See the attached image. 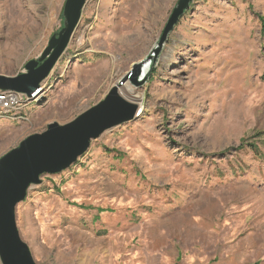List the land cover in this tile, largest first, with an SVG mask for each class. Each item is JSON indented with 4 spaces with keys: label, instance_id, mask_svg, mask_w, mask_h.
<instances>
[{
    "label": "rangeland",
    "instance_id": "obj_1",
    "mask_svg": "<svg viewBox=\"0 0 264 264\" xmlns=\"http://www.w3.org/2000/svg\"><path fill=\"white\" fill-rule=\"evenodd\" d=\"M178 1L88 0L45 90L21 119L0 118V157L103 101L154 55ZM65 2L0 0V74L41 56ZM145 77L120 85L136 99L119 89L136 117L18 204L35 261L264 264V0H193Z\"/></svg>",
    "mask_w": 264,
    "mask_h": 264
},
{
    "label": "water",
    "instance_id": "obj_2",
    "mask_svg": "<svg viewBox=\"0 0 264 264\" xmlns=\"http://www.w3.org/2000/svg\"><path fill=\"white\" fill-rule=\"evenodd\" d=\"M88 0H66L64 26L54 34L38 59L26 64V72L16 76L0 74V90H13L32 96L49 78L65 53L81 20ZM193 0H179L154 49V55L134 63L127 76L115 85L106 98L86 110L74 121L51 123L43 133L28 136L0 157V259L2 264H39L29 245L22 239L17 223V206L28 190L41 182L44 174H56L70 168L90 148L92 140L106 130L136 117L137 105L119 93L120 85L129 80L139 85L146 78L143 66L152 64L161 52L169 34L189 9Z\"/></svg>",
    "mask_w": 264,
    "mask_h": 264
},
{
    "label": "built area",
    "instance_id": "obj_3",
    "mask_svg": "<svg viewBox=\"0 0 264 264\" xmlns=\"http://www.w3.org/2000/svg\"><path fill=\"white\" fill-rule=\"evenodd\" d=\"M45 90L44 84L32 96L13 90H0V118L10 120L21 119V112L30 101L37 97L41 91Z\"/></svg>",
    "mask_w": 264,
    "mask_h": 264
},
{
    "label": "bare ground",
    "instance_id": "obj_4",
    "mask_svg": "<svg viewBox=\"0 0 264 264\" xmlns=\"http://www.w3.org/2000/svg\"><path fill=\"white\" fill-rule=\"evenodd\" d=\"M150 70H151V63L150 64H146L143 66V75L144 76H147L149 73H150ZM106 71L100 73L99 75H96V72L95 74H93L94 76V82H95V87H98L99 84L103 81L104 77L106 76ZM90 73H94L93 71H91ZM104 76V77H103ZM126 89H119L121 90V93L128 99H136L134 98L133 96V89H132V85L130 84H127ZM143 113L142 109H139V115H141Z\"/></svg>",
    "mask_w": 264,
    "mask_h": 264
},
{
    "label": "trees",
    "instance_id": "obj_5",
    "mask_svg": "<svg viewBox=\"0 0 264 264\" xmlns=\"http://www.w3.org/2000/svg\"><path fill=\"white\" fill-rule=\"evenodd\" d=\"M244 144V143H243ZM245 145H241L239 148H242V147H244ZM248 146H250L251 147V149L256 153V154H259L260 153V151H259V147L255 144H250V145H248Z\"/></svg>",
    "mask_w": 264,
    "mask_h": 264
}]
</instances>
